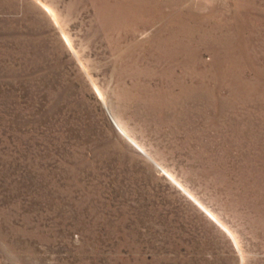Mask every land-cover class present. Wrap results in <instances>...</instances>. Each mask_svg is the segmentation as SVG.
Returning <instances> with one entry per match:
<instances>
[{"label":"rangeland","instance_id":"1","mask_svg":"<svg viewBox=\"0 0 264 264\" xmlns=\"http://www.w3.org/2000/svg\"><path fill=\"white\" fill-rule=\"evenodd\" d=\"M0 264H264V0H0Z\"/></svg>","mask_w":264,"mask_h":264},{"label":"bare ground","instance_id":"2","mask_svg":"<svg viewBox=\"0 0 264 264\" xmlns=\"http://www.w3.org/2000/svg\"><path fill=\"white\" fill-rule=\"evenodd\" d=\"M118 127H119V126H118ZM120 131H122L121 128H120ZM122 132H123V131H122ZM156 165H157V164H156Z\"/></svg>","mask_w":264,"mask_h":264}]
</instances>
